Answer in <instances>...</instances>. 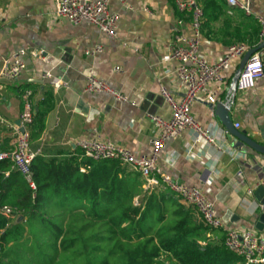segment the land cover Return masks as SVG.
I'll use <instances>...</instances> for the list:
<instances>
[{
	"label": "crops",
	"instance_id": "obj_1",
	"mask_svg": "<svg viewBox=\"0 0 264 264\" xmlns=\"http://www.w3.org/2000/svg\"><path fill=\"white\" fill-rule=\"evenodd\" d=\"M108 1L109 10L119 18L115 38L105 36L87 23L72 25L54 18L55 0H0V68L2 60L13 53L27 52L19 79L0 83V146L10 149L12 128L18 127L16 123L23 106L18 90L27 87L32 93L34 112L45 92H51L54 101L53 110L45 117L42 134L36 142H30L36 155L44 159L82 161L76 144L88 139L94 128L99 130L102 139L137 156L149 153L150 141L155 137L150 117L168 120L171 116L159 88L164 86L177 100L184 94V87L175 75L177 64L167 55L175 34H191L190 15L179 14L175 0H127L132 8L128 11L123 9L120 0ZM194 1L201 8L205 3L214 4L215 19L200 45V54L210 64L217 63L232 44L258 46L256 17H264V0H238L247 5L248 13L228 7L226 0ZM96 46L102 47V53L87 55ZM239 62L233 60L224 74L223 91L217 93V98L231 100L229 117L233 126L239 124L238 131L261 142L264 81L258 80L252 89L228 96ZM116 67L121 72H116ZM88 73L115 93L124 95L127 102L106 93H84ZM55 81L60 83L58 88L53 87ZM215 88L213 85L210 90ZM191 113L203 129L225 132L221 142L229 150L239 152L241 160L232 162L228 155L215 153L203 142L193 146L189 133H183L166 142L158 160L159 168L178 183L203 189L222 222L227 212L239 218L223 222L227 228L253 230L264 238V233L255 229L259 216L264 214L261 202L264 195L258 186L264 180V156L256 155L246 146L241 150L233 148L236 140L229 139L206 95L197 96ZM82 168L80 173L85 172ZM209 170L215 171L212 181L203 186ZM142 189L145 190L143 185ZM139 197L142 196L134 198V204H138ZM175 199L182 204L176 196ZM51 208L53 212L58 211L56 206ZM65 210V215L71 214Z\"/></svg>",
	"mask_w": 264,
	"mask_h": 264
},
{
	"label": "trees",
	"instance_id": "obj_2",
	"mask_svg": "<svg viewBox=\"0 0 264 264\" xmlns=\"http://www.w3.org/2000/svg\"><path fill=\"white\" fill-rule=\"evenodd\" d=\"M213 12L214 4L205 3L202 38L208 36ZM26 90H18L21 98ZM53 107L51 92H45L26 127L31 143L39 139ZM8 150L0 146V153ZM31 173L34 191L9 159L0 161V208H14L22 216L17 222L19 216L7 219L0 214V264H62L54 263L58 250L61 255L80 258L88 245L93 254L86 255L83 263L69 264H243L242 258L225 248L223 231H211L195 209L180 204L161 186L143 191L140 174L116 160H57L35 155ZM136 196H142L138 204L133 201ZM51 205L62 210L61 214L57 211L51 217ZM64 210L81 225L64 227L60 216ZM200 242L206 245L201 247ZM97 255L105 256L95 263Z\"/></svg>",
	"mask_w": 264,
	"mask_h": 264
},
{
	"label": "built area",
	"instance_id": "obj_3",
	"mask_svg": "<svg viewBox=\"0 0 264 264\" xmlns=\"http://www.w3.org/2000/svg\"><path fill=\"white\" fill-rule=\"evenodd\" d=\"M226 2L228 7L248 13L247 5L239 3L238 0H226ZM120 3L123 9L132 10L127 4V0H120ZM175 6L179 14L190 15L191 34L189 36L180 33L175 34L170 42L167 55L169 60L177 64L175 75L181 86L184 87V94L177 100L164 86L159 88V95L170 108L171 116L168 120L159 116L150 117L155 137L150 141L149 153L137 156L127 149L102 139L97 128L92 129L90 137L78 141L76 146L84 158L93 161L116 160L140 174L145 190H152L161 186L170 191L182 205L195 209L211 231H223L225 248L242 258L243 264H264V238L258 236L253 230L239 231L227 228L218 216L214 203L207 199L203 193V189L187 187L174 181L168 175L163 174L158 166V160L166 142L177 139L183 133H189L193 146H198L203 142L207 148L215 153L228 155L232 162L241 160L242 155L239 152L229 150L221 142V138L226 133L203 129L193 117L191 106L198 95H206L211 105L226 104L228 99L219 101L217 98V93L223 91L224 74L231 68L233 60L238 59L240 61L248 50L255 48L244 43L232 44L217 63L210 64L200 54L202 8L194 0H175ZM108 7V0H55L53 16L72 25L87 23L96 27L105 36L115 38L118 33L119 18ZM256 19L260 26L258 32L260 44L264 39V17H256ZM181 23L182 21H178V24ZM100 53H102V47L96 46L87 55L94 56ZM26 54L25 50H20L2 60L0 83L14 82L19 79L25 67L23 59ZM114 70L121 72L118 67ZM258 80L264 81V49L252 54L246 62L237 81V91L252 89ZM59 85L58 81L53 83L55 88H58ZM213 85L216 87L215 91L210 90ZM84 93L95 95L106 93L118 101L127 102L124 95L115 93L106 84L96 79L92 73H88L86 77ZM31 95V91L26 90L21 98L23 106L19 115L20 126L12 128L10 149L0 153V161L9 159L12 162V168L23 177L28 187L34 191L35 184L32 179L31 164L36 154L31 149L26 131V127L32 123L34 117ZM22 128L24 131L21 130ZM234 128L238 129L239 124H235ZM214 172L209 170L203 181V186L212 181ZM237 175L240 176V171ZM258 186L264 189V180L260 181ZM260 208L263 210L262 206ZM0 214L7 219H15L19 216L16 209L8 206L1 207ZM208 237L214 241L213 234H209ZM199 245L204 247L206 243L200 242Z\"/></svg>",
	"mask_w": 264,
	"mask_h": 264
},
{
	"label": "water",
	"instance_id": "obj_4",
	"mask_svg": "<svg viewBox=\"0 0 264 264\" xmlns=\"http://www.w3.org/2000/svg\"><path fill=\"white\" fill-rule=\"evenodd\" d=\"M264 49V39L263 41L255 48L248 50L245 55L241 58L238 67L233 75L230 84V91L228 96H234L237 92V81L240 77V74L252 54L258 52L259 50ZM232 105V101L229 100L226 104L217 103L215 105H211V110L214 112L215 116L220 119L223 126L228 132V137L231 140L232 138L236 140V143L233 145V148L236 150H241L243 146L248 147L251 151H253L256 155L264 156V131L261 132L262 140L258 142L254 138L248 137L244 131H238L234 128L233 123L229 117V110ZM17 126H20V121H18ZM24 131V129H21ZM260 193L264 195V189H260ZM261 202L264 204V197L262 198ZM230 221H237L238 217H233L230 212H227L223 217V222ZM22 220V216H19L17 222ZM255 229L259 232L264 233V214H261L255 224Z\"/></svg>",
	"mask_w": 264,
	"mask_h": 264
},
{
	"label": "rangeland",
	"instance_id": "obj_5",
	"mask_svg": "<svg viewBox=\"0 0 264 264\" xmlns=\"http://www.w3.org/2000/svg\"><path fill=\"white\" fill-rule=\"evenodd\" d=\"M56 212V211H55ZM55 212H53L52 210L50 211V212H48L49 213V215H51V217H55L54 215H56L55 214ZM58 213H60V212H58ZM61 214V213H60ZM59 215V214H58ZM60 216H62V218H63V224L62 225H64V227H66V226H69L70 225V227L71 228H76V227H79L81 224H80V222H78V221H73V220H71V215H60ZM82 219V218H81ZM87 218L85 217V218H83L82 219V221L83 220H86ZM53 222H57V223H60V221L59 220H57V219H54L53 218V220H52ZM81 221V222H82ZM87 234V233H86ZM89 247H88V250L86 251V252H84L85 253V255L83 256V257H80V258H76V257H74V256H72L71 254H69V253H66V254H63V255H61L62 253H60V251L58 250V253L55 255V257H54V263H58V262H61L62 264H69V262H73V263H75V262H78V263H83L84 262V258H85V256L86 255H89V254H93V252L90 250L91 249V246L92 245H88ZM77 247H79V246H77ZM103 254H105V253H103ZM103 256H105V255H97V257H96V261H95V263H98L99 262V260H100V258L101 257H103ZM75 261V262H74ZM72 263V264H73Z\"/></svg>",
	"mask_w": 264,
	"mask_h": 264
}]
</instances>
